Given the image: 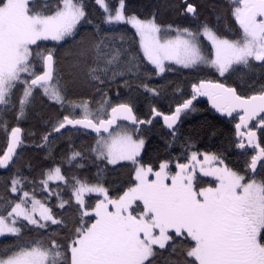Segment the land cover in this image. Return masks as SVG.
Instances as JSON below:
<instances>
[{
    "label": "snow or ice",
    "instance_id": "1",
    "mask_svg": "<svg viewBox=\"0 0 264 264\" xmlns=\"http://www.w3.org/2000/svg\"><path fill=\"white\" fill-rule=\"evenodd\" d=\"M92 8L0 0V264H264V0Z\"/></svg>",
    "mask_w": 264,
    "mask_h": 264
},
{
    "label": "trees",
    "instance_id": "2",
    "mask_svg": "<svg viewBox=\"0 0 264 264\" xmlns=\"http://www.w3.org/2000/svg\"><path fill=\"white\" fill-rule=\"evenodd\" d=\"M156 2H157V0H133V3H135L137 6L150 5V4H153ZM160 2H163V0H160ZM197 2L203 3L204 0H197ZM85 3H87L89 5L90 11H95L92 8V4L94 3V0H85ZM159 19L162 23H165V24L168 22H172V21L176 20V18L174 16H172L168 13H163ZM213 23H215L214 17H213ZM224 25H225V21H221L220 28L223 29ZM194 75L195 74L191 73L188 70H181L180 72L169 74L168 78L173 80V81H176V82H183L186 89L190 91V82L192 81ZM203 75L209 79L214 78L213 76H211L210 74H207V73H205ZM205 106H206V101H205V104L198 105V107H205ZM163 107L165 109L167 108V102L166 101L163 102ZM203 115H208L209 119H211V114H198L196 116V120L201 119ZM196 120H192L191 123H196ZM190 126H191V124L189 122H185L184 125H182L183 129H185V130H187ZM150 140H151V145H150L149 151H151L152 146L162 144V141L160 140V138L158 136L153 135L152 137H150ZM219 144H220L219 138L214 137L211 140H209L207 137H204L203 141H201L198 144V147L201 151L205 150V148H207L208 150H211V151H216L217 148L219 147ZM225 147H226V145H225ZM228 159H229V161H234L236 159L235 154L229 155ZM126 172H127V169H119L115 173L112 174L111 179H113L117 182H119L120 180L126 179Z\"/></svg>",
    "mask_w": 264,
    "mask_h": 264
},
{
    "label": "water",
    "instance_id": "3",
    "mask_svg": "<svg viewBox=\"0 0 264 264\" xmlns=\"http://www.w3.org/2000/svg\"><path fill=\"white\" fill-rule=\"evenodd\" d=\"M201 100H205L206 101V98H200ZM161 124H162V120H161Z\"/></svg>",
    "mask_w": 264,
    "mask_h": 264
}]
</instances>
